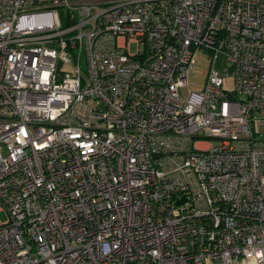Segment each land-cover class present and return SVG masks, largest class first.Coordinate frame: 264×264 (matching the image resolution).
Here are the masks:
<instances>
[{
  "label": "built area",
  "instance_id": "built-area-1",
  "mask_svg": "<svg viewBox=\"0 0 264 264\" xmlns=\"http://www.w3.org/2000/svg\"><path fill=\"white\" fill-rule=\"evenodd\" d=\"M262 110L264 0H0V264H264Z\"/></svg>",
  "mask_w": 264,
  "mask_h": 264
},
{
  "label": "rangeland",
  "instance_id": "rangeland-1",
  "mask_svg": "<svg viewBox=\"0 0 264 264\" xmlns=\"http://www.w3.org/2000/svg\"><path fill=\"white\" fill-rule=\"evenodd\" d=\"M130 51H136V45L131 44ZM208 54L205 51L197 50L195 52V57L197 59V63L195 65L194 71L187 79V83L184 88L180 89V94L182 96H186L190 91H199L205 82V73L207 70L205 58ZM215 69L221 74L223 77V88L227 91L233 90V78L231 75L226 73V57L222 53H218L215 55ZM261 115L264 116V110L261 111ZM6 219V215L3 212H0V220L4 221Z\"/></svg>",
  "mask_w": 264,
  "mask_h": 264
}]
</instances>
